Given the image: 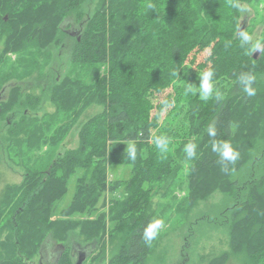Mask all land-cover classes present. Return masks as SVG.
Instances as JSON below:
<instances>
[{
    "label": "trees",
    "instance_id": "16d2710c",
    "mask_svg": "<svg viewBox=\"0 0 264 264\" xmlns=\"http://www.w3.org/2000/svg\"><path fill=\"white\" fill-rule=\"evenodd\" d=\"M85 1L0 0V34L5 36L0 61L15 52L23 55L30 69L38 66L37 53L69 37L74 67L94 71L90 82L69 76L60 82V72L53 78L49 100L70 118L50 137L42 136V126L27 129L28 111L36 109L41 97L36 96L32 103L31 94H25L19 82L6 84L0 92L5 90L7 97L0 100V118L22 110L19 121L7 122L10 135L18 141L29 135L56 146L81 117L85 119L87 112L99 107L83 122L77 148L67 150L46 169H28L24 183L17 188L23 194L13 216V221L19 218L21 223L17 227L20 241L9 239L11 254H0V264H34L29 262L31 256L41 249L45 252L47 245L50 255L56 243L63 248L55 264H77L78 258L72 260L76 247L69 243L78 227L88 240L105 243L109 232L104 216L95 221L53 216L78 169L85 171L90 182L77 185L61 214L92 212L107 188L108 164L130 167L124 197L115 200L112 208L124 234L115 264H142L149 245L141 234L151 220L150 197L160 184L179 179L185 170L191 204L197 205L216 192L223 193L228 202L220 223L228 228L231 251L209 264H227L232 255L241 254L253 264H264V46L258 51L247 45L241 48L237 38L239 30H248L245 4L259 0H97L93 15L83 8ZM149 4L155 10L149 9ZM71 17L72 24L81 25L76 35L62 25ZM261 37L264 45V28ZM210 46L214 60L210 69L215 72L213 84L220 96L202 100L198 94L185 93V70L194 62L188 60L196 48ZM205 68L199 64L197 72L209 69ZM243 72L256 76L255 96L248 97L240 88ZM171 87L173 94L159 104L153 101L155 94ZM172 104L173 118L159 122L161 111ZM178 117L187 122V133L176 139ZM212 126L217 140L230 142L240 153L237 162L228 165V172L222 170L218 155L211 150L207 130ZM158 135L170 140L166 153L158 152L152 142ZM188 142L197 145L193 158L183 150ZM127 143L136 144L135 162L127 157ZM114 187L117 190L120 184ZM9 202L6 197L3 206ZM5 213V208H0V220ZM48 232L54 240L44 244ZM0 246L5 244L0 242Z\"/></svg>",
    "mask_w": 264,
    "mask_h": 264
},
{
    "label": "rangeland",
    "instance_id": "374dc122",
    "mask_svg": "<svg viewBox=\"0 0 264 264\" xmlns=\"http://www.w3.org/2000/svg\"><path fill=\"white\" fill-rule=\"evenodd\" d=\"M97 0H86L83 8L93 15L96 11ZM243 17H246L245 27L248 25L247 32L252 36L253 43L261 44V36L264 28V0L253 1L245 4ZM8 14L4 15L8 19ZM70 21H64V29L72 35H76L81 30L78 23L72 24ZM71 24V25H70ZM68 26V27H67ZM73 40L64 37L60 44H53L50 47L41 50L35 56L38 66L30 69L26 67L23 55L10 52L6 54L0 61V92L6 84H15L19 82L25 94H31L32 103L36 102V96H40V104L35 110H29L30 114L28 130H34L35 127L42 126V136L50 137L54 135L59 126L69 122L70 118L63 112L58 111V107L53 104L49 98L52 94L53 78L57 74L61 75L60 82L67 76L75 79L81 78L90 82L93 78L94 71L92 69L75 68L70 59V51ZM5 48V36L0 34V57ZM258 51V50H257ZM212 46L205 48H196L192 52L190 60L194 62L189 65L190 69L185 70L187 73V83L198 85L200 83L197 66L204 65L205 69L214 66V60L210 58ZM29 65V64H28ZM60 71H56V70ZM28 72L21 76L23 72ZM58 72V73H57ZM3 79V81L1 80ZM59 82V83H60ZM185 86V84H184ZM0 95V100L7 99L6 94ZM174 93L171 87L162 93L153 96L156 104L161 103L169 95ZM4 97H3V96ZM174 102L175 95L170 96ZM5 102V101H3ZM174 105L166 106L160 113L159 122L166 121L172 114ZM88 115L99 111V107H95ZM155 112V111H154ZM22 116V110H15L8 113L4 118H0V208H5V214L0 220V242L5 247L0 246V254L10 256L11 250L8 245L9 239L19 240L17 232L18 225H21L19 218L13 221L15 209L21 204V195L23 192L17 190L24 183L28 169L47 168L53 161L67 150L75 149L79 144V130L85 121L83 117L76 123L63 140L56 146L42 144L31 136L24 135L15 139L8 131L7 122L12 124L19 121ZM181 125L184 126L181 129ZM187 122L180 121V117L176 119V139L185 136L187 133ZM187 170L179 175V179L175 181L164 182L157 187L152 193L151 204L148 213L150 219H160L163 226L160 229L156 240L148 245V251L142 264H209L211 260L219 257L224 252H230V235L228 228L220 223L221 212L227 207L228 202L224 199V194L216 192L205 201L193 205L188 200V185L186 181ZM184 173V174H183ZM130 176V167L125 164H108L107 165V188L103 190L96 208L92 212L74 213L71 216L63 217L61 211L66 208L72 201L77 185L90 182L83 169L71 176L68 185V193L59 201V208L53 216V219L68 218L74 221L88 220L95 221L104 216V221L109 234L106 235L104 241L88 240L86 235L81 232L78 227L72 232L70 237L71 243L69 247H78V250L86 253L84 264H115L114 259L118 256L124 239V234L119 230V222L115 219V212H112L115 200H121L124 197L125 181ZM86 181H85V180ZM80 182L78 183V181ZM120 187L116 190V184ZM114 188V189H113ZM8 197L10 201L7 207L4 200ZM48 234V235H47ZM45 242L54 240L53 235L47 233ZM74 242V243H73ZM49 244V243H47ZM45 252L42 249L35 255L31 256L30 263L39 264H55L61 255L63 246L56 243L52 253L47 255L48 245L45 246ZM72 252V251H71ZM96 258V259H94ZM77 260L76 252L73 259ZM227 264H253L246 255H232Z\"/></svg>",
    "mask_w": 264,
    "mask_h": 264
},
{
    "label": "clouds",
    "instance_id": "9594fccd",
    "mask_svg": "<svg viewBox=\"0 0 264 264\" xmlns=\"http://www.w3.org/2000/svg\"><path fill=\"white\" fill-rule=\"evenodd\" d=\"M234 8H239L237 3H233ZM149 9H154L153 4L147 5ZM237 38L240 41V47L244 48L246 45L252 47L255 51L261 50L262 44L253 43L252 36L244 30H239L237 32ZM215 72L212 69H208L203 73L199 74L200 83L198 85L192 83L185 84V93L188 95H199L200 99L208 100L212 97H219L220 93L215 91L213 84V78ZM256 82V76L251 72H243L239 76L238 84L242 91L248 96L252 97L256 95V88L254 84ZM207 135L212 138L211 150L216 153L219 157V163L222 165V170L225 172L229 171L228 165L235 164L240 157V153L236 150L233 145L226 140H217V130L214 126L209 127L207 130ZM155 148L160 153H166L170 144V140L167 136L158 135L152 140ZM127 157L131 162H135L138 155V150L135 143L126 144ZM197 145L193 142H188L184 146V152L188 158H193L196 156ZM163 226V221L160 219H151L143 227L141 234V239L146 243H151L157 239L160 229Z\"/></svg>",
    "mask_w": 264,
    "mask_h": 264
},
{
    "label": "water",
    "instance_id": "95a60500",
    "mask_svg": "<svg viewBox=\"0 0 264 264\" xmlns=\"http://www.w3.org/2000/svg\"><path fill=\"white\" fill-rule=\"evenodd\" d=\"M255 57H257V54H255ZM86 256H87V255H86L85 251L82 252V253L80 254V256L78 257V262H77V264H82V263L84 262Z\"/></svg>",
    "mask_w": 264,
    "mask_h": 264
},
{
    "label": "flooded vegetation",
    "instance_id": "af4514ba",
    "mask_svg": "<svg viewBox=\"0 0 264 264\" xmlns=\"http://www.w3.org/2000/svg\"><path fill=\"white\" fill-rule=\"evenodd\" d=\"M82 252L78 250V247L76 248V255H77V258L80 256Z\"/></svg>",
    "mask_w": 264,
    "mask_h": 264
}]
</instances>
